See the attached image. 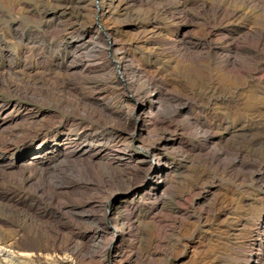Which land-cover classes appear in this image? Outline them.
Listing matches in <instances>:
<instances>
[{
	"label": "rangeland",
	"instance_id": "374dc122",
	"mask_svg": "<svg viewBox=\"0 0 264 264\" xmlns=\"http://www.w3.org/2000/svg\"><path fill=\"white\" fill-rule=\"evenodd\" d=\"M75 2L0 0V105L8 110L0 119L7 115L10 119L0 125V146L13 145L14 161L33 143L56 140L65 131L105 133L119 124L134 132L132 109L126 115L116 107L120 92L106 87L101 93L90 85L101 80L103 72L78 77L65 72L74 43L84 40L95 19L92 11L74 8ZM94 21L105 28L100 18ZM113 22L122 26L112 34L134 56L135 66L151 72L161 67L160 82L153 89L162 93L158 100L162 120L147 138L162 142L164 161L187 168L172 184L179 201L167 196L173 209L161 213L171 242L155 255L154 264H203L214 258L229 264L252 258L264 264V229L249 228L264 215V151L233 166L230 158L202 162L212 144L206 143L209 132L218 138L243 125L248 133L264 135V0H135ZM153 27L157 31L146 39ZM113 52L101 64L118 75L108 61L117 59ZM173 54L178 57L170 59ZM127 74L131 77L130 69ZM209 87L217 90L210 92ZM224 99L230 105L226 109ZM168 123L170 129L163 130ZM52 155L55 168L45 169L36 182L47 188L53 179L63 182L64 210L56 213L55 204L25 185L20 168L8 169L7 176L21 191L15 198L22 199L28 212L41 213L36 219L42 223L62 224L67 234L71 225L89 224L75 215V209L89 203L84 212L102 214L96 201H108L125 180L110 177L119 172L120 161L110 163L101 155L70 156L60 165L59 154ZM149 162L140 171L138 184L148 181L144 176ZM7 195V189L0 190L1 198ZM36 198L40 201L32 208ZM149 203L141 199L137 205L140 209ZM152 224L150 219L142 227ZM0 229L4 235L14 234L12 216L0 213ZM133 242L137 245L139 239L134 237ZM96 248L90 243L87 251Z\"/></svg>",
	"mask_w": 264,
	"mask_h": 264
},
{
	"label": "bare ground",
	"instance_id": "6f19581e",
	"mask_svg": "<svg viewBox=\"0 0 264 264\" xmlns=\"http://www.w3.org/2000/svg\"><path fill=\"white\" fill-rule=\"evenodd\" d=\"M134 1L76 0L74 8L92 11L95 19L100 18L104 21L105 28L93 19L91 30L85 34L84 40L74 43L72 54L66 56L65 61L67 75L78 77L87 73L103 72L102 79L90 85L101 93L106 87L120 92L116 107L120 111L126 110V115L129 109H132L135 118L134 132L127 131L119 124H113L105 133L87 134L79 129L74 130L75 133L65 131L59 133L56 140L33 143L24 153H17L16 161L12 160L11 156L15 151L13 145H1L0 190L7 189L9 195L0 197V213L12 216L15 230L13 229L12 236H7L0 229V264H37L36 262L38 264H102L105 261L109 264H154L155 255L159 254L160 250L166 251L169 246L171 238L165 235L167 233L161 213L169 208L173 209L167 196L179 201L172 184L187 168L185 169L181 164L164 161L166 154L162 142L147 138L150 130L159 126L162 120L158 105L162 93L159 89H153L154 84L160 82L158 78L161 67L151 72L135 66L134 56L128 53L124 43H120L121 39L112 34L113 30H122L120 24L113 22L115 17L127 13ZM58 7L68 6L60 4ZM156 31V27L150 28L148 30L150 35L146 39L152 38V34ZM112 50L117 59L110 58L108 61L112 62V68L119 73L118 75H111L112 71H105L101 64L107 61L110 57L109 51ZM176 57L178 56L175 54L169 55L170 59ZM128 69L131 71V77L127 74ZM208 90L215 92L217 88L209 87ZM173 99L178 100V97L174 96ZM222 104L225 109L230 106L225 99ZM178 108L173 112L180 110ZM7 111L1 104L0 115ZM8 120H10L8 115L2 117L0 125ZM170 127L168 123L163 130L166 131ZM209 133L205 135L206 143L211 140L212 144L207 147V159L202 160L205 164L222 163L223 159L230 158L229 164L233 166L264 151V135L248 133L243 125L233 127L229 133L218 138H212ZM52 154H59L60 165L70 156L92 159L101 155L110 163L120 161L119 172H114L110 177L125 180L121 191L117 194L112 193L108 201H96L95 205L101 209L102 214L84 212L83 208L89 203H84L75 209V215L89 224L84 227L71 225L67 234H63L62 224L42 223L36 219L41 213L28 212L21 203L22 199L15 198L20 196L21 191H18L14 181L7 176L8 169L20 168L25 185H31L34 192L50 200L48 204H55L56 213L64 210L66 202L61 194L64 183L53 179L51 187L47 188L44 183L36 182L37 177L43 176L45 169L55 168V165L50 163ZM200 159L202 158H199V161ZM147 162L151 167L144 178L149 179L138 184L140 171L145 169ZM115 197L118 200L114 203ZM141 199L145 202L150 201V206L139 209L137 202ZM55 200L56 203L53 202ZM39 201L40 198L34 199L31 203L32 208H35ZM150 219L152 226L143 228L144 222ZM249 228L251 232L264 229V215L257 223L250 224ZM29 237H36L37 241L27 242L25 239ZM134 237L139 239L137 245L133 242ZM90 243L97 248L87 251ZM24 247H28L29 251H20ZM259 263L252 258H243L238 264ZM203 264H229V262L214 258Z\"/></svg>",
	"mask_w": 264,
	"mask_h": 264
}]
</instances>
